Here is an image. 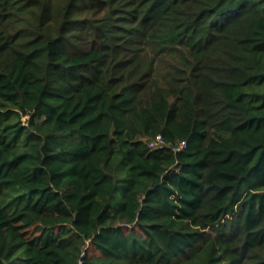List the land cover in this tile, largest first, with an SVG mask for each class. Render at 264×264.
Wrapping results in <instances>:
<instances>
[{
  "label": "trees",
  "instance_id": "16d2710c",
  "mask_svg": "<svg viewBox=\"0 0 264 264\" xmlns=\"http://www.w3.org/2000/svg\"><path fill=\"white\" fill-rule=\"evenodd\" d=\"M79 260L264 264V0H0V264Z\"/></svg>",
  "mask_w": 264,
  "mask_h": 264
},
{
  "label": "built area",
  "instance_id": "2783aa9c",
  "mask_svg": "<svg viewBox=\"0 0 264 264\" xmlns=\"http://www.w3.org/2000/svg\"><path fill=\"white\" fill-rule=\"evenodd\" d=\"M185 144H186L185 141L182 140L179 142V144L176 147H173V149L174 150L180 149V148L184 147ZM148 145L150 147H158V146H163L166 144H165L162 136L160 134H158V135H155L154 138H152L148 141ZM82 255H83V251H81V253H80V256H82ZM79 263L81 264V260H79Z\"/></svg>",
  "mask_w": 264,
  "mask_h": 264
},
{
  "label": "rangeland",
  "instance_id": "374dc122",
  "mask_svg": "<svg viewBox=\"0 0 264 264\" xmlns=\"http://www.w3.org/2000/svg\"><path fill=\"white\" fill-rule=\"evenodd\" d=\"M90 252L96 253V251H94V250H91V248H90Z\"/></svg>",
  "mask_w": 264,
  "mask_h": 264
}]
</instances>
